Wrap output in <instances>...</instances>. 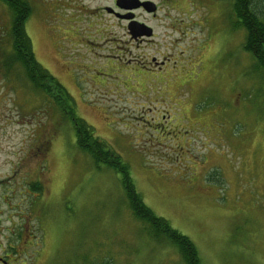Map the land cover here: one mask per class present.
Masks as SVG:
<instances>
[{
    "label": "rangeland",
    "instance_id": "rangeland-1",
    "mask_svg": "<svg viewBox=\"0 0 264 264\" xmlns=\"http://www.w3.org/2000/svg\"><path fill=\"white\" fill-rule=\"evenodd\" d=\"M84 1L22 0L36 60L202 264H264V73L230 0H151L153 18L118 21L113 0ZM255 8L264 15V0ZM5 17L0 4V51ZM18 76L5 84L0 70V197L13 222L24 215V264H183L132 214L120 172L79 150L70 122Z\"/></svg>",
    "mask_w": 264,
    "mask_h": 264
},
{
    "label": "trees",
    "instance_id": "trees-1",
    "mask_svg": "<svg viewBox=\"0 0 264 264\" xmlns=\"http://www.w3.org/2000/svg\"><path fill=\"white\" fill-rule=\"evenodd\" d=\"M0 3H5L11 9L13 17L7 31L12 37L10 49H2L0 53L1 57L7 59L11 69L12 66L15 68L14 74L21 73L22 78L28 81L33 89L43 93L48 104L56 108L63 119L70 122L79 150L89 155L94 163L104 164L120 172L128 206L135 217L147 224L145 226L147 234L157 242L165 241L175 246L183 264H202L192 240L173 228L167 219L156 215L150 209L142 195L135 189L128 174L127 164L94 134L91 126L75 114L74 104L68 92L36 60L25 29L29 12L22 4V0H0ZM230 4L237 19L235 26L245 33L243 48L251 54L259 71L264 73V15L261 10L255 8V0H230ZM261 75L263 76L262 73ZM31 189L39 194L42 188L35 182Z\"/></svg>",
    "mask_w": 264,
    "mask_h": 264
},
{
    "label": "flooded vegetation",
    "instance_id": "flooded-vegetation-1",
    "mask_svg": "<svg viewBox=\"0 0 264 264\" xmlns=\"http://www.w3.org/2000/svg\"><path fill=\"white\" fill-rule=\"evenodd\" d=\"M83 1L84 0H71V3L73 5L81 8V9H85L82 6ZM120 1H122V3H124V5H122V7L114 6V3H115L114 0L112 1L111 5H110V6L114 7L116 10H118V16H117L118 18L117 19H115L112 16L113 13H111V12L107 13L108 16H111L113 19H115L117 21L120 18L125 19L124 16L126 14L130 17H133V15H134L133 11H136V10H142L143 12H145L146 14H148L150 17L153 18L155 12L158 10V5L150 2L151 0H120ZM176 1L177 0H163V3H167V8H170L169 6H171V5L174 6ZM145 2L150 3V8H152V10L156 7V10L148 13L142 5H140L136 8H130L132 10H126L127 8L125 6H130L132 4L138 5V4L145 3ZM153 2L155 3L156 0H154ZM210 4H213L212 0H211ZM210 4L205 3L204 5L207 6ZM4 6L6 9L5 20H7L9 25H10L12 23V15L9 12L10 8L7 7L6 5H4ZM104 6H108V5H104ZM85 10H88V8ZM209 12H210V10H209ZM211 13L215 14L216 11H213V9H212ZM182 15H185V14H182ZM181 21L182 22L180 24L185 25V22L182 19H181ZM128 22H130L129 23L130 25H133L135 27H141V28H143V31L145 30V27L138 25L139 23H136L134 20H130ZM130 36H132V35L130 34L129 37ZM137 39H139V38H137ZM141 39H143V37H141ZM0 70L3 72L2 80H4L5 84L12 83L13 75H12L11 66L9 64H5L4 66L0 65ZM7 191H10L13 193L12 189L7 190ZM9 199L10 198L6 197V195L0 197V206L3 205L5 207H9V209H10L9 212H6L5 210L4 211L0 210V264H24V223H22V222H24V215H23V213L19 212L17 216L20 218V220L22 222H20V223L13 222V220H12L13 215H11L13 213V210H12L11 206H9ZM17 216L15 214V217H17Z\"/></svg>",
    "mask_w": 264,
    "mask_h": 264
},
{
    "label": "water",
    "instance_id": "water-1",
    "mask_svg": "<svg viewBox=\"0 0 264 264\" xmlns=\"http://www.w3.org/2000/svg\"><path fill=\"white\" fill-rule=\"evenodd\" d=\"M140 5H142L145 9H146V11H151L152 10V8H150V3H148V2H145V3H141V4H132V5H130V6H125L127 9H130V8H136V7H138V6H140ZM125 17H129V18H131L130 16H128V15H126ZM138 25H140V24H138ZM142 26V25H141ZM144 27V26H143ZM147 30L148 31H145V35L146 36H149L150 34H151V31H150V28H148L147 27Z\"/></svg>",
    "mask_w": 264,
    "mask_h": 264
},
{
    "label": "bare ground",
    "instance_id": "bare-ground-1",
    "mask_svg": "<svg viewBox=\"0 0 264 264\" xmlns=\"http://www.w3.org/2000/svg\"><path fill=\"white\" fill-rule=\"evenodd\" d=\"M2 62V61H0ZM5 64H7V59H5ZM15 73H17V70H15ZM12 75H14V72L12 71Z\"/></svg>",
    "mask_w": 264,
    "mask_h": 264
}]
</instances>
